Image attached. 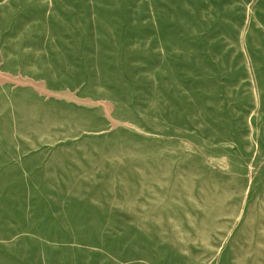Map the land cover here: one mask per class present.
I'll return each mask as SVG.
<instances>
[{
  "label": "rangeland",
  "instance_id": "obj_1",
  "mask_svg": "<svg viewBox=\"0 0 264 264\" xmlns=\"http://www.w3.org/2000/svg\"><path fill=\"white\" fill-rule=\"evenodd\" d=\"M0 264H264V0H0Z\"/></svg>",
  "mask_w": 264,
  "mask_h": 264
}]
</instances>
